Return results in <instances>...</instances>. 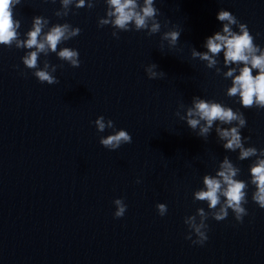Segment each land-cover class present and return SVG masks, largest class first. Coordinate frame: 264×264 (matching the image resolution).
Wrapping results in <instances>:
<instances>
[{"label":"water","instance_id":"water-1","mask_svg":"<svg viewBox=\"0 0 264 264\" xmlns=\"http://www.w3.org/2000/svg\"><path fill=\"white\" fill-rule=\"evenodd\" d=\"M79 2L14 0L16 37L0 43V264H264V209L253 199L250 174L264 160V108H241L239 93L228 95L243 64L225 65L223 50L208 53L212 66L192 54L206 53V39L223 34L221 10L245 24L264 51V0H153L155 33L151 19L149 29L115 27L108 0ZM36 20L38 43L68 26L55 52L47 44L40 52L25 46ZM169 32L180 33L174 44L164 38ZM64 48L78 52L79 67L59 57ZM31 52L35 68L24 64ZM153 64L162 77L148 78ZM37 71L59 82H40ZM194 100L242 114L241 143L255 155L240 159L241 149L223 148L218 129L238 121H213L204 135L203 120L189 128L187 119H199L186 116ZM101 116L103 132L95 125ZM118 130L131 143L105 149L99 141ZM225 160L236 170L232 179L245 185L242 221L233 208L214 219L227 203L223 182L215 209L195 198L207 191L205 176L220 179ZM116 199L126 205L121 218L114 217ZM157 204L166 205L163 216ZM193 217L207 236L202 246L185 239L200 238Z\"/></svg>","mask_w":264,"mask_h":264},{"label":"clouds","instance_id":"clouds-1","mask_svg":"<svg viewBox=\"0 0 264 264\" xmlns=\"http://www.w3.org/2000/svg\"><path fill=\"white\" fill-rule=\"evenodd\" d=\"M19 3V0H15ZM67 4L68 0H64ZM14 0H0V43H10L16 37L14 27H18V24L14 25L12 7ZM108 4L114 9L110 15L115 16L112 23L119 29H126L129 22H134L136 29H149V20H153L150 33L158 32L160 24L155 22V17L159 14L158 10L153 7V0H144V6L139 7L136 0H108ZM78 7L83 6V0H80ZM218 21H227L228 23L223 25V34L216 32L206 39L204 47L207 49L206 53H199L193 51V56H199L200 59L208 61L209 66L215 64V60L211 59L208 53L212 56L220 53L223 50L224 63L228 65L229 62H240L244 66L240 68L239 75L233 79V86L229 89L228 95L235 96L239 93L241 108H250L254 103L260 108H264V51H261L259 46L253 43V36L250 35L249 30L245 24L239 23L235 16L229 11L221 10L216 16ZM41 21L36 20L34 30L28 34V40L25 42V46L28 48L35 47L37 52L44 51L45 45L55 52L57 44L62 39L68 37L65 33L68 31V26L53 28L44 38V42L38 43L37 37L41 32ZM231 25H238L239 32H234ZM79 30H73L71 35H75ZM180 36L179 32H169L165 34V39H169L173 44L178 41ZM37 52H31L25 59L24 64L28 68H35L37 61ZM259 53V55H257ZM59 57L69 61L73 67H79L80 61L77 59L78 52L70 50L68 48L62 49L58 53ZM250 65V66H249ZM157 65L153 64L147 70L149 79H157L164 75L162 71L156 72ZM258 69L256 76L252 75V70ZM235 69H232L226 73L227 76H232ZM35 76L40 82H47L49 85L58 83L53 76L46 71H37ZM255 98V100H254ZM187 117H199V119L189 118L187 119V125L191 129H195L201 120L205 121V126L200 129V134L204 135L212 127L213 121H221L225 124H230L232 121H238V127H232L225 130H219L220 137L227 142L223 145L226 150L241 149L240 159H245L250 155H255L256 150L253 148L244 149L241 143V136L238 128H242L246 125L245 119L238 117L231 108L222 107L218 103H209L204 100H194L193 107L190 108L187 113ZM104 118L101 116L95 121L97 131L103 132L105 129ZM108 127H113V122L108 121ZM132 137L125 130L115 131V134L109 135L106 138H102L99 143L107 150L114 151L120 148L122 145L130 144ZM223 170L217 173L220 179H215L210 176L204 177V185L207 191H200L195 194V198L199 201H208V207L215 209L220 203L218 193H221V182L226 185V188L221 193L226 200V205L221 207L219 212L214 214V219L219 222L223 221L228 215V208L238 214L237 219L242 221V215H246L245 209L240 207V202L243 198L242 189L245 187L243 182L232 179L236 175V170L228 163L224 161ZM250 174L253 177V183L256 185L257 191L253 199L259 205L261 209H264V160L257 162L256 166L250 169ZM139 182V181H137ZM116 205V211L114 213L115 218H121L125 211L126 205L123 204L121 199L114 201ZM156 208L161 216H163L167 209L164 204H157ZM199 215L203 216V209L199 210ZM193 221V231L200 237L198 240H192L190 236H186L185 239L191 240L195 245H203L207 240V236L201 231L203 225H196L194 223V217L190 218Z\"/></svg>","mask_w":264,"mask_h":264}]
</instances>
